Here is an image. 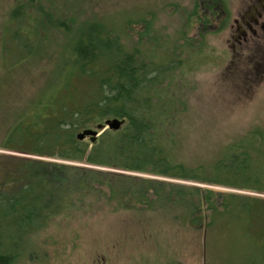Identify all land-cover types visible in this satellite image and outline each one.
<instances>
[{
	"label": "trees",
	"instance_id": "1",
	"mask_svg": "<svg viewBox=\"0 0 264 264\" xmlns=\"http://www.w3.org/2000/svg\"><path fill=\"white\" fill-rule=\"evenodd\" d=\"M203 2L186 19L192 17L186 26L197 28L194 41L202 44L220 0ZM74 5L13 0L2 24L0 150L23 156L0 153V264L30 256L33 236L53 228L70 232L76 246L75 227L121 211L178 223L200 236L208 258L215 257L216 240L222 242L218 257L232 256L228 243L235 236L245 242L234 241L243 256L252 246L263 262L264 199L204 185L264 194V129L224 144L210 165L178 162L173 132L187 109L182 84L185 65L194 64L193 41L185 31L168 34L158 12L142 20L144 31L135 40L130 20L108 22L94 8ZM47 57L50 66L26 99L28 67ZM15 66L27 69L10 90L18 84ZM113 118L123 122L119 130H105L93 144L77 139ZM47 238L42 242H53Z\"/></svg>",
	"mask_w": 264,
	"mask_h": 264
},
{
	"label": "rangeland",
	"instance_id": "2",
	"mask_svg": "<svg viewBox=\"0 0 264 264\" xmlns=\"http://www.w3.org/2000/svg\"><path fill=\"white\" fill-rule=\"evenodd\" d=\"M12 1L0 0V33ZM72 2L79 4L74 5L75 10L94 8L93 11L101 12L108 22L130 20L127 21L130 22L129 29L135 30L130 32L135 40L139 38V33L144 31L142 20L155 19L150 15H156L158 12L161 24H165L168 34L176 35L177 32L185 31L183 37L193 41L191 52L196 55L192 54L191 59L194 64L190 65L191 67L185 65L187 74L183 76L182 84L187 109L180 116L178 128L173 132L178 162L190 166L210 165L218 158L224 144H229L254 130L264 129V29H258L254 35L249 33L250 37L246 40L240 35L244 27L243 21L248 19L251 13L254 15V6L259 8L264 5L263 0H220V7L213 8L215 16L208 25L209 34L203 44L201 41H194L197 38V28L188 31L186 26V22L193 21L192 17L187 21V16L194 14L193 11L198 8L199 13L203 0ZM254 16L256 17V13ZM142 41L146 43V39ZM48 45L54 43L50 42ZM144 48L147 49V45ZM50 62L51 58L47 57L41 63L28 67L33 69V73L26 81L23 79V91L20 90L26 99L35 95L41 74L49 68ZM23 68L15 66L13 69L19 71L17 78L12 76L14 83L18 84L15 88L9 87L10 90L17 89L19 82L15 80H19L20 75L27 69ZM21 95L17 94L19 101ZM0 153L23 156L9 151L0 150ZM90 168L96 169L93 166ZM204 187L264 199V194L252 191L207 185ZM157 215L136 218L134 211H121L110 213L100 223H95L91 218L85 227L78 226L75 227L77 231H72L75 237L77 236L76 246H72L73 235H70V232L65 233L56 228L43 231L33 236L37 244L29 247V253L32 252L30 256L23 257L17 264H264V261L261 262L262 257L252 246L251 251L248 249L251 255L243 256L240 248L236 249L239 241L232 235L228 243L231 245L232 256L222 261L218 257V245L222 242L216 240L215 257L208 258L209 256L202 253L200 236L194 232H185L178 223L173 225L165 220V216L163 220L157 218ZM155 218L158 219L157 222ZM151 219L154 221L150 222ZM138 221H141L142 225L134 226ZM146 221L148 224L144 225ZM128 225L131 226L127 227ZM47 236V239L53 242L48 240L43 243V238ZM99 239L103 240L104 246L91 241ZM236 251L239 252L238 255H235ZM261 253L264 256L262 251Z\"/></svg>",
	"mask_w": 264,
	"mask_h": 264
},
{
	"label": "flooded vegetation",
	"instance_id": "3",
	"mask_svg": "<svg viewBox=\"0 0 264 264\" xmlns=\"http://www.w3.org/2000/svg\"><path fill=\"white\" fill-rule=\"evenodd\" d=\"M264 1V0H263ZM254 15L256 13V17L251 13L248 19L244 20V27L242 31H240V35L243 36L242 39L246 40L250 37L249 33L254 35L258 29H264V5L259 8L254 6Z\"/></svg>",
	"mask_w": 264,
	"mask_h": 264
},
{
	"label": "water",
	"instance_id": "4",
	"mask_svg": "<svg viewBox=\"0 0 264 264\" xmlns=\"http://www.w3.org/2000/svg\"><path fill=\"white\" fill-rule=\"evenodd\" d=\"M122 125V121L118 119H111L105 121L104 124L98 125L95 130H85L77 135L79 140L87 139L90 143H94L100 133L109 130H118Z\"/></svg>",
	"mask_w": 264,
	"mask_h": 264
}]
</instances>
